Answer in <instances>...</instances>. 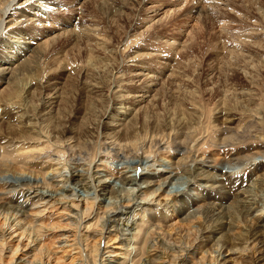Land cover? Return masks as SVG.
Listing matches in <instances>:
<instances>
[{"label": "bare ground", "instance_id": "obj_1", "mask_svg": "<svg viewBox=\"0 0 264 264\" xmlns=\"http://www.w3.org/2000/svg\"><path fill=\"white\" fill-rule=\"evenodd\" d=\"M200 1L204 4L207 1L211 11H205L202 8L206 6H202L198 13L212 12L217 6L226 9L227 6L225 0H198L194 5ZM20 2L21 0H0V179L8 184L5 195L16 194L14 201L11 200L13 204L0 203V217L3 220L2 228L18 231L15 235L20 238L19 242L24 240L25 244H22L24 249L36 248L37 243H40L39 245L44 243L43 238L55 242L52 241L50 245L44 243L37 250L46 251L47 255L35 252L37 255L32 254L31 260L22 257L12 264H50L53 256H49L51 253L60 254L61 259L70 258L69 264H84L78 260L80 257L87 261L86 264H176L179 261L182 262L180 264H193L195 259L205 261L206 252L201 250L203 244L223 241L224 237L230 235L225 231H231V227H234L229 218L220 222L215 218L218 203L216 204L214 194L220 196L221 193L224 195L221 199L229 203L227 209H232L233 212L236 210L244 219L250 220L251 223L246 226L248 228L244 229L245 236L251 234L264 237V164L253 168L256 163L251 164L252 166L248 168L250 174L239 180L234 177L236 172L223 171L221 166L230 168L244 164L252 156L248 155L247 151L224 152L217 162L211 156L197 158L195 144L187 148L192 150L190 156L182 154L185 149L179 147L174 149L172 155L170 151L167 152V137L170 135L166 134L167 124L177 123H173L178 128L175 131L182 133L187 120L191 119V114H184L180 110L168 112L166 115L154 112V99L161 84L158 74L150 70L148 65L138 62L144 54L127 60L128 67L131 68L128 79L116 81L117 76L115 79L112 76L110 95L115 102L111 108L113 113L107 109L101 121L105 130L104 140L119 144L126 150L124 153H121L122 151L114 154L105 153L109 148L104 150V155L103 152H99L93 161L91 167L93 170L87 167L88 162L81 159L66 170L67 166L64 161H60L59 154L53 158L46 156L48 159L40 163L38 171L30 170L29 173L13 176L6 166L13 158L9 156L7 149L17 138L16 135L3 131L10 129L14 134H19V137L35 132L40 138L42 136L48 138L38 128L34 119L36 115L34 103L30 104L25 99L32 96L36 89L41 90L43 92L41 104L45 109L38 108L37 115L49 117L52 104L61 94L60 88L48 78L49 72L45 73L43 67L42 72L40 73L38 69L39 73L36 72L35 78L33 77L34 67L37 66L35 64H38L35 56L43 54L46 49L44 47L49 46L51 40L58 37L60 31L67 29L64 28L67 26H74L72 30L68 28L64 33L72 42L90 41V44L87 43L90 46L91 44L99 46V50L107 44L105 36L95 25L78 26L70 22L64 24L59 22L58 25L53 17L46 15V18L45 14L50 13V10L42 3L48 0H34L31 3L29 1L25 5ZM145 4L146 2L143 9L149 12L144 15L145 18L142 20L144 22L140 23L141 29L149 30V27L155 29L168 19L167 14L170 12L164 10V13H160L159 8L147 7ZM26 6L29 10H26ZM256 31L254 28L249 32L250 38L257 35ZM189 32L188 30L180 32V41L171 37H157L155 40L159 46L157 48L170 50L169 54L172 52L170 56L161 51L156 55L162 60L168 59L164 61L166 70H169L168 77L174 76L172 70L175 67L174 54L177 51L179 53L184 45H188ZM246 38L237 41L236 46L247 42ZM120 77L122 79L124 75H119L118 78ZM22 81L25 83L23 88L19 89V82ZM87 85L88 94H99L101 86L97 83ZM192 109H196L195 106ZM230 112L227 107L220 111V118L227 124L233 121ZM171 124L169 126L172 127ZM89 128L86 126L83 131ZM60 129L55 127L59 142L66 133L65 129V131ZM70 130L69 134H73V137L78 135L74 130L73 133ZM48 141L46 139V142ZM152 141L158 142L155 144V147L156 145L158 147L154 152L149 148ZM256 154L264 159V151ZM109 155L126 166L120 169L109 168L108 162L106 163ZM170 156L171 158L167 159ZM190 162L193 163L192 166L189 165ZM154 166H160L162 169L153 168ZM151 168L153 171L149 170ZM46 169L51 170L46 172ZM69 172L71 173L68 175ZM194 187L199 193L191 192ZM102 202H105V205H100L103 210L94 211V206ZM197 202H203V210H199V207L194 209ZM54 211L55 213H51ZM163 211L167 213L165 216L171 214L179 217L181 221L192 220L201 212L207 227L197 236L184 234L167 240L165 238L168 236L167 233L161 234L165 220L162 216ZM151 216L153 218L150 220ZM44 218L50 219L51 224L48 220V224L43 223ZM24 220L25 227L21 224ZM214 235L219 237L215 239ZM230 240L234 243L240 241L235 237ZM112 244L120 250L119 253L109 249ZM16 249L17 251L20 249L18 244ZM106 254L108 256H104ZM237 254L234 250H228L224 255L222 251L218 252L215 264H239L238 258H242L243 255H238L236 259L234 255ZM53 260L55 263L56 260Z\"/></svg>", "mask_w": 264, "mask_h": 264}, {"label": "rangeland", "instance_id": "obj_2", "mask_svg": "<svg viewBox=\"0 0 264 264\" xmlns=\"http://www.w3.org/2000/svg\"><path fill=\"white\" fill-rule=\"evenodd\" d=\"M33 1L21 0L22 3H20L25 5L26 2L28 4ZM195 1L198 0H144L143 2L141 0H48V2L42 3L50 10V13L45 14V11L42 13L45 16L53 17L55 21L57 20L58 25H60L59 22L62 24L70 22L78 26L95 25L105 36L107 44L104 48L101 46L103 49L99 50V46H93L94 44L90 46V41L72 42L70 37L64 33L68 28L72 30L74 26H67L64 27L67 29L60 31L58 37L51 40L49 46L44 47L46 49L43 54L35 56L38 64H35L37 66L34 67V73L31 74L34 77L38 69L39 72H42L43 67L45 73L49 72L48 78L60 88L61 97L59 96L52 104V112L49 117L37 115L39 114L38 108L45 109L41 104L43 92L36 89L37 86L34 87L35 93L25 99L30 104L34 103V112L36 113L34 119H36L38 128L48 138L43 136L40 138V135L35 132L19 137V134H14L13 131L5 128L4 133L16 135L17 138L7 149L9 156L13 157L11 162H8L9 165H6L8 171L13 176L29 173L30 170L38 171L40 163L48 159L46 156L53 158L58 154L61 156L60 161H64L63 163L67 166L66 170L72 168L80 159L88 162L89 166L87 167L93 170L91 167L99 152H103L102 155L105 153L114 154L117 151L124 153L126 150H123L119 144L104 140L105 130L101 121L103 113L107 109L111 111L115 103L113 96L110 95L112 76L113 79L117 76L116 81L128 79V72L131 71V68L128 67L127 60L139 54H144V56L138 62L148 65L150 70L158 74L162 85L158 87L159 89L157 88L154 112L166 115L168 112L180 110L184 114H191V119L189 118L190 120H187L185 124L187 130L186 128L182 129V133H176L175 130L178 128L174 124L177 123H170L172 127L167 124L166 132L168 133L166 134H170L167 137L168 140L166 139L167 152L170 151L172 155L174 149L179 147L185 149L181 152L182 154L190 156L192 150L187 148L195 144L197 158L211 156L217 162L219 158H222L224 152L247 151L248 155L255 157L251 156L249 161L246 160L244 164L235 167L221 166L223 171L236 172L234 177L239 180L250 174L248 168L253 164L256 163L252 168L263 165L264 159L258 157L256 153L264 151V0H225L226 9L217 6L209 13H198L202 6H206L202 8L205 11H211L207 6L209 5L206 3L207 1L205 4L200 1L194 5ZM144 2L147 7L159 8L160 13L170 12L167 14L168 19H165L164 23L156 26L155 29L150 27L149 30L141 29L140 23L144 22L142 21L145 18L144 15L149 12L143 9ZM26 10L29 8L27 7ZM254 28L257 30V35L250 38L249 32ZM187 30L190 31V40H187L188 47L184 45L187 48L183 46L179 53H177L178 51L173 53L175 55L173 62L175 67L172 65L174 76L168 77L169 70H166L167 67L164 63L168 59L163 58L164 60H162L156 55L161 51L170 56L172 52L169 54L170 50L157 48L159 46L155 40L157 37H171L180 41V32ZM191 36L193 37L191 38ZM245 38L247 42L236 46L237 41ZM146 55H149L148 58ZM119 75H124V79L118 78ZM23 83L25 82H19L18 88H23ZM87 83H97L101 86L99 94H88ZM192 106H195L196 109L193 110ZM225 106L231 110L230 115L233 118L229 124L220 118V111L222 108L225 109ZM111 112L113 113V110ZM86 126L90 128L83 131ZM55 127L61 128V131L66 130L60 142ZM69 130L72 133L74 130V133L76 132L78 135L73 137V134H69ZM46 139L50 143L46 142ZM157 143L152 141L149 146L153 152L158 147L157 145L155 147ZM107 148L109 150L104 153ZM170 158L171 156L167 159ZM253 158L254 160L251 161L250 159ZM106 163L109 168L114 169L126 166V164L116 161L112 155H109ZM189 165L192 166L193 163L190 162ZM144 167L147 168V166ZM153 168L162 169L160 166ZM50 170L46 169V172ZM149 170L153 171L152 168ZM43 171L45 170L43 169ZM0 185V203L13 204L11 200L14 201L16 194L5 195L4 192L8 189V184L0 179ZM191 192L196 194L199 193V190L194 187ZM88 194H90L89 190ZM214 195L216 204L218 203L216 220L220 222L229 218L228 220L233 223L234 227H231V231H225L230 235L224 237L223 241L215 244V241L203 244L201 250L206 252V260L195 259L193 264H210V262L215 264L217 253L222 251L224 255L228 250L237 251L238 254L234 255L236 259L238 255H243L242 258H238L239 264H264V237L251 236V234L245 236L244 229L248 228L246 226L251 223L250 220L244 219L242 214L236 210L233 212L231 209V212L230 209H227L229 203L227 200L221 199L224 197L222 193L220 196ZM197 203L194 204V209L199 207V210H203V202ZM100 205H105V202L94 206L93 210L101 212L103 208ZM97 207L101 209L98 210ZM51 213H55V211ZM163 213L162 216L165 220H163L164 227L161 234L167 233L168 236L165 237L167 240L184 234H189L191 237L197 236L207 227L201 212L196 218L188 221H181L179 217L171 214L165 216L167 213L164 211ZM152 218L153 216L149 219ZM47 220L51 224L48 218H44L43 223L48 224ZM1 221L3 220L0 217V264H9V262L12 264L22 257L31 260L32 254L37 255L35 252H38L37 250L42 244L50 245L53 241L43 238L44 243L42 242L41 245L37 243L36 248L24 249L22 246L23 243L25 244L24 240L19 242L20 238L15 235L18 231L2 228ZM24 221L21 224L25 227L26 220ZM61 232L58 233L61 234ZM214 237L216 239L219 235H214ZM232 237L239 238L240 241L234 243L230 240ZM17 244L20 248L18 251L15 250ZM109 249L120 252L115 244H112ZM16 252L17 254H14ZM38 253L45 255L46 251ZM51 255L53 256L49 261L50 264H69L70 262V258L61 259L60 254L51 253L49 256ZM57 256L59 260H57ZM104 256H108V254ZM53 259L56 260L55 263ZM78 260L84 264L87 263L84 258L80 257ZM180 263L182 262L179 261L176 264Z\"/></svg>", "mask_w": 264, "mask_h": 264}]
</instances>
